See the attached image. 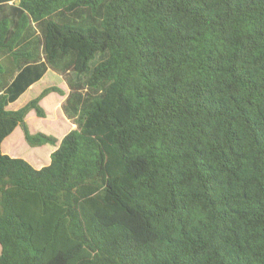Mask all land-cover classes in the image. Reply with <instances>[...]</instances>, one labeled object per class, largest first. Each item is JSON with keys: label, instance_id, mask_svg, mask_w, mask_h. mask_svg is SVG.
<instances>
[{"label": "trees", "instance_id": "trees-1", "mask_svg": "<svg viewBox=\"0 0 264 264\" xmlns=\"http://www.w3.org/2000/svg\"><path fill=\"white\" fill-rule=\"evenodd\" d=\"M0 11V264H264V0ZM55 93L58 145L27 123ZM18 129L48 165L3 152Z\"/></svg>", "mask_w": 264, "mask_h": 264}, {"label": "rangeland", "instance_id": "rangeland-1", "mask_svg": "<svg viewBox=\"0 0 264 264\" xmlns=\"http://www.w3.org/2000/svg\"><path fill=\"white\" fill-rule=\"evenodd\" d=\"M8 5H4L3 11L7 10ZM1 14V11H0ZM103 59V56L97 55L95 60L91 63L93 67L99 61ZM75 80H84L83 76L72 74ZM48 83V84H47ZM47 86L56 85L65 88V82L62 77L56 76L53 71H49L44 80L32 86L26 94H24L19 102L25 103L28 98H32L38 95V93ZM66 89V88H65ZM67 90V89H66ZM65 97L55 93L50 94L42 101L43 107H45L46 119H39L36 117L35 112H30L27 116V123L32 133L46 132L48 135L58 138L59 144L61 138L69 132L71 129L76 128V124L73 119H68L62 109V103ZM56 149L53 145H43L40 147H30L23 136V132L15 133L12 138L2 145V150L13 157H20L27 160L33 167L48 165L49 156L52 151ZM42 162V165H39ZM44 162V163H43Z\"/></svg>", "mask_w": 264, "mask_h": 264}, {"label": "crops", "instance_id": "crops-1", "mask_svg": "<svg viewBox=\"0 0 264 264\" xmlns=\"http://www.w3.org/2000/svg\"><path fill=\"white\" fill-rule=\"evenodd\" d=\"M18 1L19 0H15V3L17 4L18 3ZM9 4H12V2L11 3H9ZM17 132H20V133H22V131L20 130V129H18V130H16V132L15 133H17ZM50 158V157H49ZM44 163V162H43ZM39 165H42V162L39 164ZM39 167V166H38Z\"/></svg>", "mask_w": 264, "mask_h": 264}]
</instances>
